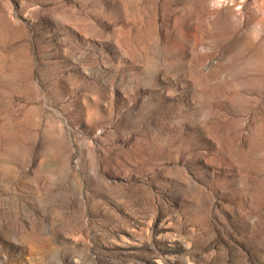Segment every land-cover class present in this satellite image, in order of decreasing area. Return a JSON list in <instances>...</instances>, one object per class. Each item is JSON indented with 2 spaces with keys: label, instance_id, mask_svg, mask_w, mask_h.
Wrapping results in <instances>:
<instances>
[{
  "label": "rangeland",
  "instance_id": "374dc122",
  "mask_svg": "<svg viewBox=\"0 0 264 264\" xmlns=\"http://www.w3.org/2000/svg\"><path fill=\"white\" fill-rule=\"evenodd\" d=\"M0 264H264V0H0Z\"/></svg>",
  "mask_w": 264,
  "mask_h": 264
}]
</instances>
